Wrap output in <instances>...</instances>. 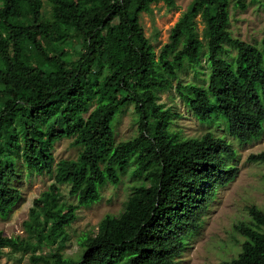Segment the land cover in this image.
Segmentation results:
<instances>
[{
  "label": "trees",
  "instance_id": "16d2710c",
  "mask_svg": "<svg viewBox=\"0 0 264 264\" xmlns=\"http://www.w3.org/2000/svg\"><path fill=\"white\" fill-rule=\"evenodd\" d=\"M231 1L246 8L244 0H192L156 54L139 17L157 3L173 9L176 0H45L49 18L43 0H0V217L21 198L10 183L20 162L27 174L54 179L33 200L27 237L0 232V249L29 252L36 264L177 263L238 169L225 163L235 157L226 138L188 139L173 130L158 93L174 88L199 122L221 123L240 144L264 132V35L259 46L231 35ZM186 65L196 77L204 66L207 83H184ZM129 105L136 135L117 142L114 124ZM64 138L80 151L53 166V145ZM248 160L264 162V155ZM132 167L139 179L122 212L79 240L77 258L63 256L75 211L99 202L101 189ZM58 185L69 186L77 204L61 202ZM249 213L253 227L236 226L245 238L240 253L222 264H264V214Z\"/></svg>",
  "mask_w": 264,
  "mask_h": 264
},
{
  "label": "rangeland",
  "instance_id": "374dc122",
  "mask_svg": "<svg viewBox=\"0 0 264 264\" xmlns=\"http://www.w3.org/2000/svg\"><path fill=\"white\" fill-rule=\"evenodd\" d=\"M192 0H176L175 8L168 9L164 4L157 3L151 6L152 12L142 13L139 17L144 35L149 39L156 54L169 41V33L173 25L188 9ZM41 14L44 18L50 17V7L43 0ZM245 9L229 8V26L231 35L242 41L259 46L264 35V0H244ZM196 30L201 38L203 23L195 19ZM231 55L235 51L229 50ZM205 60L202 63L205 65ZM200 73L196 77L194 68L186 65L180 76L183 82L197 84L207 83V70L204 66H196ZM195 67V68H196ZM158 102L165 109L170 110V119L173 130L179 132L183 138H200L207 132L224 137L232 144L235 157L226 156L225 163L238 169L236 178L227 186L219 188L208 211L203 218V224L195 236H192L187 248L176 264H222L231 261L241 251V244L245 238L236 230V226L253 227L254 222L249 209L254 207L264 214V162L249 161L251 155H264V132L256 141L240 144L227 134L223 133V125L203 124L186 110L181 98L172 88L158 93ZM117 142L125 141L136 135V122L132 105L125 107L114 124ZM72 139L64 138L53 145V166L60 160H75L80 148L74 147ZM134 167L129 168L122 175L118 185L107 184L101 189L99 202L87 207H80L75 211L76 218L66 229L68 238L61 248L63 256L77 258L80 254L79 240L85 235H94L99 222L106 215H119L124 203L131 194L132 184L139 179L134 176ZM22 162L18 164V175L10 180L12 186L21 193V198L7 216L0 217V232L4 237L26 238L23 223L28 219L29 209L33 200L47 191L54 183L51 175L27 174ZM60 201L75 205L76 199L69 194V186L58 185ZM0 264H36L31 261V253H12L8 248L0 249Z\"/></svg>",
  "mask_w": 264,
  "mask_h": 264
}]
</instances>
